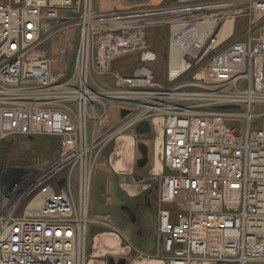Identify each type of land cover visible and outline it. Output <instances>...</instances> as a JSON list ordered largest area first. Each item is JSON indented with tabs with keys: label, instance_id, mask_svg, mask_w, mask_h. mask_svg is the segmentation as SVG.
<instances>
[{
	"label": "built area",
	"instance_id": "obj_1",
	"mask_svg": "<svg viewBox=\"0 0 264 264\" xmlns=\"http://www.w3.org/2000/svg\"><path fill=\"white\" fill-rule=\"evenodd\" d=\"M151 27L167 30L168 83L145 67L112 72L124 54L153 59ZM71 29L72 68L53 73L38 48ZM111 107L127 113L101 129ZM155 117L164 168L156 245L132 246L136 257L264 264V0L111 12L94 11L92 0H0V142L58 141L54 157L30 169L0 159V264H86L95 164L107 142Z\"/></svg>",
	"mask_w": 264,
	"mask_h": 264
},
{
	"label": "rangeland",
	"instance_id": "obj_2",
	"mask_svg": "<svg viewBox=\"0 0 264 264\" xmlns=\"http://www.w3.org/2000/svg\"><path fill=\"white\" fill-rule=\"evenodd\" d=\"M97 0L92 1V7L94 11L95 3ZM172 0H163V4L169 3ZM115 10H109L105 12H111ZM158 28L151 27L147 29V36L149 40V49L158 56V53L161 52V48L164 47V44L167 43V34L161 33L162 38H157L156 30ZM167 33V30H166ZM76 30L71 29L68 32H60L52 39L44 42L38 50L43 51L45 57L49 61V69L55 72L65 71L68 72L72 67L73 60V51L76 41ZM156 48L159 51L154 50ZM156 51V52H154ZM160 54V53H159ZM141 57V56H140ZM138 66V64H140ZM145 67L147 69H155L156 79L161 84H167L166 81V64L164 60H161L160 55L156 57L154 61L144 62V60L139 59V54H132L130 56H121L116 59L113 70L116 73L128 74L134 73L136 70H139L140 67ZM257 107L252 108V112H255ZM119 113L118 110L111 107L107 115L106 121L107 125L101 129H110L118 123ZM151 130L150 133L146 136H141L138 138L139 141H148L149 147L151 148L148 162L144 167H137L133 165L132 179L140 183L148 184L146 190L141 192L139 195L133 198H125L118 202L114 199L115 194L120 192L116 188L115 177L111 173V170L108 166V154L110 152V144L112 140L106 143L99 157L98 161L95 164V168L91 177V190H90V203H89V218L91 220L88 228V260L86 264H92L90 258H98L103 260L104 257H99L101 255L94 256L95 254L101 253L99 245L97 244V239L102 237V233L106 230H112L121 233L124 237L127 238L129 242H126L131 248L133 245L135 247L149 250L153 245L156 234V216L155 211L146 208L145 206L138 209L137 213V222L136 227H130L131 229H123L121 227L122 223H126V217L123 216L121 209L122 205L132 206L139 199L142 200L143 193H147L149 188L155 187L158 182V176L161 174L159 166H162L161 163V151H160V118L155 117L149 120ZM261 126V117H255L250 123V128L252 130L258 129ZM57 137L52 135H36L33 139H29L27 136L18 135L5 138L0 142L2 147L10 145L11 150L7 155L6 160L1 165L2 167H19V168H33L37 163L41 162L43 159L54 157V154L57 152ZM136 153V152H135ZM138 156V154H137ZM1 159V156H0ZM161 164V165H160ZM160 170V171H159ZM159 171V172H158ZM134 176V177H133ZM136 179V180H135ZM122 198V197H121ZM111 222L112 224H110ZM107 225L112 226L114 229H110ZM119 231H118V230ZM121 229V230H120ZM123 229V230H122ZM144 232V236L139 238L137 232ZM95 261V259H93Z\"/></svg>",
	"mask_w": 264,
	"mask_h": 264
},
{
	"label": "crops",
	"instance_id": "obj_3",
	"mask_svg": "<svg viewBox=\"0 0 264 264\" xmlns=\"http://www.w3.org/2000/svg\"><path fill=\"white\" fill-rule=\"evenodd\" d=\"M162 2L163 0H97L95 3V9L97 11L121 10L134 6L163 5ZM132 54H137V53L136 52L129 53L124 56H130ZM116 59L112 61L111 64L112 67L114 66ZM146 135L147 134L145 133L137 135L134 132H127L115 137L110 144V152L108 154V166L111 167L109 169L111 170V173L115 177L116 188L120 191L117 192V194H115L114 196V199L118 200V202H121L124 199V197L128 199L133 198L139 195L144 190H146L148 187V184H146L145 182L143 184L138 181L134 182V180L131 177L132 176L131 172L133 171L134 168L133 165H135V160L138 157L137 147H136L137 140L139 137L141 136L143 137ZM159 168L161 171L163 170V166H159ZM150 209L155 211V204H152ZM137 213L138 211L135 212L134 215L136 217L135 222H131L129 216L123 214V216L126 217L125 219L126 223L123 222L122 223L123 227L121 228L126 230L131 229L130 227L135 228L137 222ZM155 216H156V211H155ZM109 223L112 224L111 222ZM156 225H157V218H156ZM109 228L112 229L111 227ZM119 232L106 230L104 233H102V237L97 239V244L100 246L99 249H101L100 251L101 253L95 254L94 256L98 257V255H101L99 257H104V259L100 260L98 258H93L95 259L94 261L93 259H91L92 258L91 257L90 262L92 264H107L106 260L107 257L109 256L113 257L114 260H117L119 258H125L126 264H166L163 260L160 259L137 258L133 248H131L129 245L126 244V242L130 243V241H128L126 237L123 238L124 236ZM137 233L139 234L138 235L139 238H141L145 234L142 231H139ZM155 245H156V234H155L154 243L149 250H143L140 248L139 249L146 252H153ZM133 246H137V245H133ZM87 260H88V254H87L86 262ZM190 264H215V263H212L210 261H193Z\"/></svg>",
	"mask_w": 264,
	"mask_h": 264
},
{
	"label": "water",
	"instance_id": "obj_4",
	"mask_svg": "<svg viewBox=\"0 0 264 264\" xmlns=\"http://www.w3.org/2000/svg\"><path fill=\"white\" fill-rule=\"evenodd\" d=\"M231 106H220L219 108H228ZM127 111L126 110H121V116H123ZM134 131L137 134H142V133H148L150 131V125L149 122L147 120H144L142 122H140L139 124H137L134 128ZM29 139H32V137H29ZM137 150L140 153V158L137 160V166L138 167H142L145 165L146 163V159H147V147L144 143L139 142L137 144ZM59 185H62V179L59 181ZM122 210H126L128 211V207L127 206H121ZM134 212V210H132ZM131 222H135L136 217L133 216H129ZM107 264H126V259L125 258H119L117 260H114L113 257L109 256L107 257L106 260Z\"/></svg>",
	"mask_w": 264,
	"mask_h": 264
},
{
	"label": "flooded vegetation",
	"instance_id": "obj_5",
	"mask_svg": "<svg viewBox=\"0 0 264 264\" xmlns=\"http://www.w3.org/2000/svg\"><path fill=\"white\" fill-rule=\"evenodd\" d=\"M143 142L146 143V147H147V159H146V163H147L148 162V158H149V154H150V151H151V148L149 147L148 141L144 140ZM140 156L141 155L138 154V157L135 160V164H137V159L140 158ZM156 198H157V190H156V186H155V187L149 188L148 191H147V193H145V194L142 195V200L139 199L132 206L125 205V206L128 207V211L123 210L121 212H123V214H126L127 216H133V215H135V212H137L139 208H141L143 206H145L146 208H148V207H151L152 204H155L156 203ZM132 210H134V212Z\"/></svg>",
	"mask_w": 264,
	"mask_h": 264
},
{
	"label": "trees",
	"instance_id": "obj_6",
	"mask_svg": "<svg viewBox=\"0 0 264 264\" xmlns=\"http://www.w3.org/2000/svg\"><path fill=\"white\" fill-rule=\"evenodd\" d=\"M155 28H157V27H155ZM160 31H162L161 33H164V35L166 34V28H164V27H159L157 30H156V36H157V38H162L161 36H160ZM154 50H156V51H159V49L158 48H156V46H155V49ZM156 51H154V52H156ZM161 52H159L158 53V56H156V57H159V55H160V58H161V60H164L165 62H166V56H164L165 55V53H166V43L164 44V47H162L161 48V50H160ZM156 59V58H155ZM10 150H11V146L10 145H7V146H3L2 147V145H0V156H1V160H2V163H4V160H6V158H7V155H8V153L10 152Z\"/></svg>",
	"mask_w": 264,
	"mask_h": 264
},
{
	"label": "bare ground",
	"instance_id": "obj_7",
	"mask_svg": "<svg viewBox=\"0 0 264 264\" xmlns=\"http://www.w3.org/2000/svg\"><path fill=\"white\" fill-rule=\"evenodd\" d=\"M3 199H7V196H3Z\"/></svg>",
	"mask_w": 264,
	"mask_h": 264
}]
</instances>
